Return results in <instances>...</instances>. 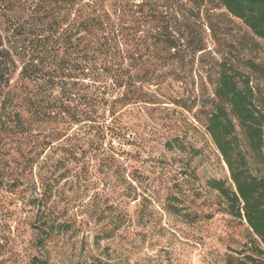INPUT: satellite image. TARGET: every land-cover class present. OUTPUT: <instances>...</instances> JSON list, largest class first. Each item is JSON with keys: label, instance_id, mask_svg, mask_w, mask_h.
Here are the masks:
<instances>
[{"label": "rangeland", "instance_id": "374dc122", "mask_svg": "<svg viewBox=\"0 0 264 264\" xmlns=\"http://www.w3.org/2000/svg\"><path fill=\"white\" fill-rule=\"evenodd\" d=\"M144 8L142 34L167 26L184 61L164 67L157 83L144 85L143 101L127 107L111 108L121 92L110 79L87 78L99 123L73 125L43 148L0 145V264H255L248 257H256L249 246L257 238L207 186L231 178L203 106L221 63L264 67V40L210 3L150 0ZM238 68L264 104V75ZM34 133L42 140L50 129ZM252 169L264 175L259 164Z\"/></svg>", "mask_w": 264, "mask_h": 264}, {"label": "trees", "instance_id": "16d2710c", "mask_svg": "<svg viewBox=\"0 0 264 264\" xmlns=\"http://www.w3.org/2000/svg\"><path fill=\"white\" fill-rule=\"evenodd\" d=\"M141 1L0 0V145L43 148L63 139L73 125L99 123L95 94L85 91L87 78L110 79L121 92L111 108L115 103L127 107L143 101L144 85L157 83L164 67L184 61L180 40L167 26L150 38L142 34L150 0ZM188 1L199 9L209 3L212 9L224 8L264 40V0ZM130 59L144 65L123 66ZM237 62L220 64L213 98L203 106L207 133L231 178L212 179L207 186L218 193L224 211L245 222L257 238L249 246L256 257L248 259L264 264V175L252 169L253 164L264 167V104L238 66L262 75L264 67ZM42 126L50 134L41 140L34 128ZM32 264L45 262L35 258Z\"/></svg>", "mask_w": 264, "mask_h": 264}]
</instances>
